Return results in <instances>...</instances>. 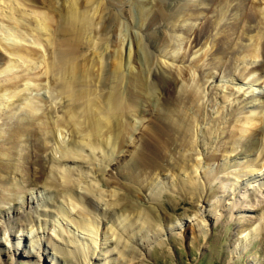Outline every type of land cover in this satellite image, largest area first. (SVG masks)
<instances>
[{"label":"bare ground","instance_id":"6f19581e","mask_svg":"<svg viewBox=\"0 0 264 264\" xmlns=\"http://www.w3.org/2000/svg\"><path fill=\"white\" fill-rule=\"evenodd\" d=\"M198 2L204 6L198 7V3L186 0H134V7L129 11L131 21L125 24L123 21L120 24L117 23L118 14H104L106 3L102 0L98 2L96 0H62L60 3H57V0H44L42 5L38 0L4 1L6 5L0 6V47L6 52H0V77H3L0 78V106L8 108L16 101H20L22 105L7 115L9 120L7 129L0 131L2 141L9 144L6 150L2 149L4 144H0V152L5 155V158H0V173L1 171H6L8 174L18 173L21 177L14 183L31 188L41 179L42 174L46 173L45 163L61 161L53 154L47 156L41 154V151L47 147V143L53 141L56 134L60 132L62 136L68 133L71 137V142L60 146L58 152L61 158L64 155L69 160L71 155L74 157L75 154L77 157L80 156L79 158L84 157L81 156L82 152H78L75 148L77 144L79 151L90 149L95 154H92V157L87 155L89 159L103 153V147L101 149L103 143L108 145L106 146L109 147L108 150L111 148L110 153L107 154L110 161L99 169L102 171L100 174L110 176L105 179L102 175L98 179L101 183H107L106 185L110 182L117 183L119 180L114 179L118 175L134 183H141L140 181L148 176L152 169L159 170L161 166H164L166 155L175 154L176 149H181V152L184 150L173 157L174 165L177 164L187 173V180L181 178L183 186L187 183L185 186L191 184L189 186L196 188L194 175L198 171L208 178L211 169L207 167V162H204V165L200 159L192 155L193 150L196 149L192 135L196 123L201 120L203 108L201 104H198L200 97L197 90L198 81L190 76L187 65H173L165 61H163L164 65L154 64L151 50L156 51L161 45H167L174 52L178 51L180 46L182 51L186 49L188 52L190 49L192 51L191 47L200 43L201 37H208L210 30L217 26L216 24L226 15L225 12L228 9V20L216 27V37L212 40L209 63L214 64L213 67L223 74H228L229 71L232 74L234 71L237 75L247 73L249 77L252 76L253 81H257L260 88L252 87L251 92L255 97L264 98V88L260 85L264 83V61L253 64L254 62L251 63L250 60L264 52V0H198ZM24 6L31 7V11L23 9ZM203 12L204 15L200 18ZM208 12H211L212 19L207 17ZM183 15L191 19H199L197 25L190 22L183 26L182 22H178L179 17L184 18ZM93 25L95 29L93 28L94 31L91 32L90 28ZM128 27H130L129 30ZM134 27L139 28L141 37L137 35L138 32H134ZM108 34L113 37L109 41ZM29 35L31 38H27ZM105 40L107 42L104 43ZM105 44L106 47L109 44L113 47L110 53H104ZM86 49H93L92 56L95 55L97 59L85 56L82 51ZM163 52V55L166 54L165 51ZM205 52L193 59L194 64ZM170 56L175 57L174 54ZM215 58L218 60L213 61ZM241 61L250 62L252 66L239 67L237 62ZM231 62L233 65L228 66ZM256 72H259L258 75ZM202 74L199 72L201 80L205 76ZM180 78L185 79L186 82L181 83ZM20 79H24L25 84L19 82ZM29 80H33V84ZM237 81L242 80L237 77ZM47 86L65 101L62 109L60 108V113L53 118L51 117L53 107L48 111L51 115L45 111L39 112L40 104L35 97L28 94L29 89H45L50 93ZM224 97L227 98V96ZM154 98L157 104L153 102ZM54 103L55 108L57 102ZM16 104L18 105L19 102ZM19 109L21 116L17 113ZM143 118L146 121L143 122L141 120ZM231 124L235 130L229 131L228 139L230 140L220 143L219 147L224 151L223 155H228L235 150L238 151V147H234L233 143L241 142V147L236 154L239 153L238 156L242 154L245 158L242 161L244 170L242 173H235V176L241 178L251 172L264 171V116L255 113H252V116L244 114L241 118L233 119ZM223 125H218L216 128L219 130L216 131L217 134L223 132L225 128ZM21 136L22 139H20ZM19 139L23 141V145ZM241 139L243 141H240ZM42 143L46 147L43 148ZM121 151L122 154H120ZM195 153L197 154V151ZM115 155L117 157L113 158ZM14 158H16L15 162ZM207 158L216 160L217 156L213 153ZM185 160L192 162L190 165L192 168H189V171L184 167ZM108 164L111 166L107 170L114 171L112 175L105 172ZM230 164L231 162L217 165L215 173L225 171ZM195 166H198V169ZM68 168L63 167L62 171L56 170L59 173L54 172L53 175L48 176V179L45 178L43 185L45 187L48 185V188L53 185V192L66 193L71 199V204L76 202L83 205V209L77 211L81 214V218L75 221L71 219V222L73 221L83 230L97 234L98 225L95 224V221L97 222L95 217L98 215L94 212L96 216L91 214L92 211L87 213L88 209L84 206L86 203L91 208H95L92 198L94 189H90L87 184L82 187L83 192L76 193L71 170ZM10 179L13 177L6 176L5 179H1L0 174V182L3 181L1 186L5 185L7 188V183L12 181ZM126 183L128 182L123 184ZM233 184L230 179L221 181L222 192L227 193L229 200L232 197L229 190ZM76 186H79V183ZM25 187L20 186V191L28 193L29 189ZM158 187V189L161 188V186ZM8 188L10 190L12 187L9 185ZM4 193L1 198L3 201L12 200L13 197ZM109 195L114 198L104 199L101 196L98 198L107 205V209L111 207L110 210L102 213L103 218L111 221L115 228H119L118 224L120 225L122 230L120 232L108 227L112 231L110 235L115 238V244L126 236L123 242L127 250H121L120 253L121 255L125 253L123 256L127 257V254H135L130 255L129 259L137 256V264L142 257H145L143 250L136 252L141 245L145 243V246L149 245L147 248H150L153 245L151 242L162 244L164 241L162 238L164 236L160 237L161 235H155V240H151L152 236L149 239L147 231L138 234L140 238L137 237L139 231L150 227L152 220L150 213L153 212L151 209L154 205H148L136 211L135 208L138 207L136 202L130 200L132 198L115 192ZM36 197L38 199V195ZM228 204L231 207L235 206L234 200ZM61 210L66 216L71 214L66 209L61 208ZM9 211L14 209L5 210L4 213L8 215ZM59 214L61 215V212ZM87 214L89 218L86 217ZM133 214L136 216L135 219L131 217ZM199 216L203 218L202 213ZM239 219L241 223L250 225L248 233L244 235L245 239L249 234L251 238H255L260 233L261 224H264V210L256 220V224L251 218ZM136 223L138 224L134 227ZM200 223L201 220H197L198 226ZM21 226H23L22 223ZM246 229L248 226L244 230ZM101 233L104 237L107 236L106 230L101 229ZM201 233L206 236V230H202ZM38 237L39 241L34 239L31 244L34 250L27 252L28 255L32 253L36 258H39L42 254L40 252H43L40 245L42 238ZM29 239L33 241L31 237ZM140 240L143 244L136 246ZM8 248L10 249V245ZM16 249L18 247H15ZM51 261L53 264H58L56 258H52Z\"/></svg>","mask_w":264,"mask_h":264},{"label":"rangeland","instance_id":"374dc122","mask_svg":"<svg viewBox=\"0 0 264 264\" xmlns=\"http://www.w3.org/2000/svg\"><path fill=\"white\" fill-rule=\"evenodd\" d=\"M4 1L7 0H0V6L4 7ZM38 1L40 4H44V0ZM61 1L62 0H57V3H60ZM98 1L101 0H96V2ZM186 1H191L195 4L198 3V7L204 6L201 3L199 4L198 0ZM102 2L106 3L104 14H118L119 17L117 18V23L122 24L124 21L125 24V22L131 21L129 11L134 7V0H102ZM23 9L28 12L31 11V7L29 6H24ZM185 10L187 11V9ZM227 13H229L228 9L225 12L226 15L218 21L219 23L216 24L217 26L215 25L216 27L228 20L227 16L229 14L227 15ZM125 14L127 18L126 16L123 17ZM207 14V17H210V19L213 18L211 12H208ZM203 15L204 12L199 17L201 18ZM183 16L185 19L182 16V18L179 17L178 19V22L183 23V26H186V24L190 22L197 25L199 21V19H191L187 15ZM216 27L210 30V34L207 38L201 37L200 43L191 47L192 51H190L191 49L189 52L187 49L182 51L183 49L180 46L178 51L176 50L174 52L172 51V48L167 45H161L159 50L156 51L151 50V57L154 64L164 65V63L167 62L173 65H187L188 70L190 71V76H193L195 80L198 81L197 90L198 93H200L198 104H201L203 108L201 120L196 123L193 131L194 134L192 135L196 147V149L193 150L192 155L194 158L200 159L204 165V162H207V167L211 169L209 177L205 178L202 173L197 170L198 172L194 175V178L196 179L194 185L196 188L189 186L191 184L185 186L187 183L183 186L184 183H182L183 181L181 178L186 179L187 173H185L180 166H177V164L174 165L173 157L178 156L180 153L184 152V150L181 152V149H176L175 154L166 155L164 166H161L159 170L152 169L149 172V175L145 176V178L140 181L141 183H134V181H129L118 175L114 179L119 180L117 183L114 184V182H110L106 185L107 183H101L98 179L99 177L101 178L102 175L103 178L107 179L109 175L100 174L102 171L99 169L106 165L107 161H110L107 154L110 153L109 151L111 148L108 150L109 147H106L108 145H104L103 143L101 149L103 147L102 154H106L105 157L100 153V156H96L92 159L90 158L91 161L88 156L92 157L93 152H91L90 149L79 151L77 144L75 148L78 152H82L81 156H84L81 157L82 159L79 158L80 156H75L76 154L74 155L75 158L71 155L73 158L70 157L69 160L64 155L62 156L63 158H61L58 152L61 148L60 146L71 142V137L68 133L62 136L60 132H58L55 139L47 143V147L42 143L43 148L46 147L47 149L45 148L44 151H41V154L46 156L53 154L55 158L59 159V161L61 160V163L55 161H48L45 163L46 173H44V175L42 174L41 179L37 181L38 183L36 182L31 188H28L27 186L25 187V185L22 186L20 183H14L16 179L18 180L19 177H21L18 173L8 174L6 171H1L0 173L1 179H5L6 176L9 178L13 177V179H10L12 181H9V184L7 183L8 187L9 185L12 187L10 190H8L9 188L7 187V189L5 185L2 187L1 185L3 181L0 182V189H2L0 190V210H4L0 212V264H33L34 262L35 264H53L51 261L52 258H56L58 264H111L112 262H114V264H136L137 256H134L135 258L132 256L133 258L129 259L130 255L135 254H127V257L126 255L123 256L125 253L122 255L120 253L121 250H127L123 242V240H126V236L115 244V238L110 235L112 231L108 229V227H115L111 221L103 218L104 216L102 213L105 210H110L111 207L107 209V205L98 198L101 196L104 199H113L114 196L109 195L113 192L132 198L130 200H133L134 203L136 202L138 207L135 208L136 211H139L140 208L147 207L148 205H154L151 209L153 212L150 213V217L152 218L151 224L149 225L150 227L146 230L143 229L142 231H139L137 237L140 238V233L147 231V237H149V239H151L152 236L151 240H155V235H161L160 237L164 236L162 237L164 238V241L162 244L151 242V245L153 244L151 246L152 248H147L149 245L145 246V243H141L142 240H140V243L136 244V246L143 244L141 245L143 247L140 246L139 250L136 252L143 250L145 257H142L137 264H264V224H261L259 230L260 233H258L255 238H251V234H249L248 238L245 239L244 235L248 233L250 225L241 223L239 219L251 218L252 221L255 220L256 224V220H258L259 215L264 210V171L258 173L251 172L241 178L236 177L235 173H242V170H244L242 167V161H244L245 158H243L242 154H240L241 156H238L239 153L236 154L241 147V142H234L233 146L238 147V151L235 150L228 155H223L224 151L219 147L220 143L230 140L228 139V134H230L229 131L232 132V130H235L234 126L231 124L233 119H237L238 117L241 118L244 114L252 116V113L264 116V98L255 97L251 92L252 87L260 88L258 82L253 81L254 78H252V76L249 77L247 73L237 75L234 74V71L232 74H230V71L228 74H223L213 67L214 64L209 63L211 60L212 40L216 37ZM93 28L95 29V25L91 26V32L94 31ZM129 29L130 27H128V30ZM133 29L134 32H138L137 35L141 37L139 34L141 31L138 30L139 28L134 27ZM107 36H109L107 37L108 41L113 38L112 35L108 34ZM27 38H31V35L27 36ZM142 40L146 41L144 38H142ZM105 42L107 41L105 40L104 43ZM111 47L110 44L108 47H106L105 44L103 47L104 53H110L113 48ZM2 49L3 48L0 47V52L5 53L6 51L4 49L3 51ZM163 51L168 54L163 55ZM186 51L187 53H185ZM204 51H206L205 54L197 60L198 62H195V65L193 59L198 58L202 52L204 53ZM92 52L93 49L82 51V53L88 58L96 60L97 57L95 55L92 56ZM171 54H174L175 57H171ZM262 58L264 59V52L250 60L251 63L254 62L253 64L262 63L264 61ZM217 60L218 58H215L213 61ZM251 63L245 61L237 62L239 67L246 66L247 68L252 66ZM231 65H233V62L228 64V66ZM199 72L203 73L202 75H205L202 77L203 80L199 79ZM256 73L258 75L259 72ZM256 73L254 74L255 77ZM237 77L242 81L238 82L239 80L237 81ZM23 80L24 79H20L19 82L25 84L26 81ZM204 81H206V83ZM29 82L33 84V80H29ZM180 82L182 83L186 81L185 79H181ZM260 85L264 88V83H260ZM47 89H49L48 86ZM43 91H45V89H29L28 94L35 97L40 104L39 112L45 111L49 114L48 111L53 107L54 111L51 112V117L53 118L57 113H60V110L65 103L64 98L58 94L56 95L55 91L52 92L53 90H50V93H48V91ZM224 96H227V98ZM55 101L57 103L54 108ZM17 102H19L20 105H17ZM153 102L157 104L155 98ZM16 103L14 105H9L8 108L6 106H0V131L7 129L6 125L9 121L7 115L16 111L17 108L22 105L20 101H16ZM56 109H58V111H55ZM17 113L21 116L20 109ZM219 119L223 121L220 122ZM141 120L144 122L145 118ZM222 124H224V129L227 130L223 129V132L220 134L218 133V135L216 131L219 130H216V128L218 125L220 126ZM131 136H133V134ZM20 139H22V136ZM20 139L19 141L21 145H23L24 143H22L23 141ZM240 141H243V139ZM5 142L6 141L3 142L2 137H0V144H4L2 147L4 150L9 148V144ZM125 143L127 142L125 141ZM229 143L231 144V142ZM195 151H197V154ZM213 153L217 156L216 160L207 158L208 155ZM120 154H122V151ZM1 157L5 158V155H3L2 152H0V158ZM15 157H17V155H15ZM116 157L117 155L113 156V158ZM14 159L15 162L16 158ZM113 160L114 159H112V161ZM235 161L239 163L233 164L232 162ZM228 162H231V164L230 166H227L225 171L219 174L215 173V167L217 165H221L222 163L226 164ZM183 164L188 171L189 168H192L190 166L192 164L190 160H185ZM110 166V164L106 166L105 172L111 173L112 175L114 174V171L107 170ZM63 167H69L68 169L71 170V178L75 184L74 191L76 193L83 192L84 188L82 187L87 186V184H89L88 187L90 189H94L95 193H93L92 198L95 208L92 207V209L86 203L84 206L88 209L87 213L92 211L91 214L94 212L98 215V217H95L97 218L95 224L98 225L97 234L89 230H83L81 227L76 226L73 221L71 222V219H74L75 221L81 218V214L77 211L83 209V205L76 202L71 204L69 195L66 193L53 192V185L49 186V188L48 185L47 187L43 185L45 178L48 179V176L53 175L54 172L57 173L61 168L63 170ZM195 167L198 169V166ZM56 170L58 171L56 172ZM226 179H230V181L232 180L234 183L229 190L230 196H232L231 200H234L235 203V206L233 207L228 204L231 200L228 199L226 195L227 193L225 194L222 192L221 181L224 182ZM124 182L128 183L123 184ZM78 183L79 186H76ZM20 186L21 188L25 187V189L28 188V193L21 192ZM158 186H161V188L158 189ZM231 192H234V194H231ZM3 193L6 195L9 194L13 197L11 198L12 200L3 201L1 199ZM37 195L38 199L36 197ZM31 198H33V202H31ZM223 199L225 200L223 201ZM23 201H25L24 204ZM19 204L21 205L19 206ZM16 208L18 209L16 210ZM61 208L66 209L67 212H70L71 214L66 216ZM8 209H14V211L8 212L9 216L4 213L5 210ZM57 211L61 212V215ZM201 213L203 218H200L199 216ZM87 215L88 216L86 217L89 218V214ZM131 217L134 219L136 218L134 214L131 215ZM19 220H21V222H19ZM197 220H201L199 226L197 225ZM21 223L23 226H21ZM137 224L138 223H136L134 227ZM118 226L119 228H115L116 231H122L119 224ZM246 226H248V229L244 230ZM101 229L107 231V238L103 236ZM202 230H206V236H203L201 233ZM123 233L125 234V232ZM25 235L27 237H25ZM38 236H41L42 238L40 245L43 252H40V254H42L39 258H36L32 253L28 255L27 252L34 250L31 244L34 242V239L39 238ZM30 237L33 241L29 239ZM142 238L144 237L142 236ZM9 245L10 249L8 248ZM15 247H18V249L15 250ZM133 251L135 252V250Z\"/></svg>","mask_w":264,"mask_h":264}]
</instances>
